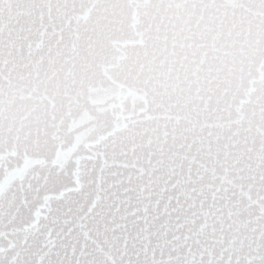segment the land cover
<instances>
[{
    "label": "snow or ice",
    "instance_id": "1",
    "mask_svg": "<svg viewBox=\"0 0 264 264\" xmlns=\"http://www.w3.org/2000/svg\"><path fill=\"white\" fill-rule=\"evenodd\" d=\"M0 264H264V0H0Z\"/></svg>",
    "mask_w": 264,
    "mask_h": 264
}]
</instances>
